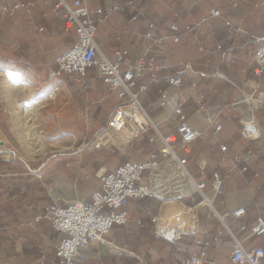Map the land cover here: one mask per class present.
I'll return each mask as SVG.
<instances>
[{"label":"crops","instance_id":"obj_1","mask_svg":"<svg viewBox=\"0 0 264 264\" xmlns=\"http://www.w3.org/2000/svg\"><path fill=\"white\" fill-rule=\"evenodd\" d=\"M2 1L11 10L4 16L12 20V25L4 29L0 26V264H59L56 250L61 236L49 221L36 222L42 209L89 200L99 190L103 176L130 161L144 160L158 146L149 144L148 136L127 146L94 143L106 130L119 99L91 70L87 90L77 82L76 75L58 80L61 89L56 88L58 93L53 95V121L63 114L56 120L58 150L37 169H31L15 147L16 105L46 85L57 57L70 49L61 45L68 33L63 17L50 9L41 10L45 9L42 3ZM131 1L132 5L123 4L106 22L98 24L100 53L113 61L116 52L126 51L125 64L131 66L150 45L145 39L148 21L156 24L160 36L168 35L172 26L180 28L178 44L170 41L151 47L148 57L155 58L162 69L160 81L150 84L145 72L135 91L140 92L146 112L166 135L174 132L179 122L172 108L164 111L159 107V91L169 92L172 106L183 104L188 125L202 133L192 146L189 173L206 184L207 198L217 212L244 208L246 216L232 221L230 229L247 248H264V236L249 237L240 230L242 225L252 226L258 218H264V152L258 153L264 148V74H256L255 60V51L264 44V0ZM110 2L85 0L94 9H105ZM17 3L31 6V13L24 8L13 10ZM213 10L221 15L212 17ZM134 16L139 19L131 21ZM40 23L45 27L39 28ZM197 24V31H185L186 26ZM73 35L71 44L77 42L75 31ZM6 74L9 79H3ZM175 74L183 77L180 89L172 88L167 80ZM144 85L149 87L143 90ZM251 95L256 107L245 102ZM214 120L222 126L218 134L212 125ZM248 123L261 132V139L244 135ZM222 146L227 147L226 153L221 151ZM5 152L12 157L4 156ZM235 156L247 160L248 171L233 167ZM173 169L168 164L145 175L144 183L152 188L154 197L131 200L126 207L128 223L114 227L103 243L88 248L82 264H178L180 258L198 256L206 241H211V247L205 264H232L231 236L220 234L222 225L202 204L203 197ZM216 170L225 176L220 195L212 190ZM194 206L196 232L176 243L157 233L156 221Z\"/></svg>","mask_w":264,"mask_h":264},{"label":"built area","instance_id":"obj_2","mask_svg":"<svg viewBox=\"0 0 264 264\" xmlns=\"http://www.w3.org/2000/svg\"><path fill=\"white\" fill-rule=\"evenodd\" d=\"M131 0H111L105 9L90 8L85 0H58L52 12L59 14L64 12V30L75 31L77 42L64 54L57 57L55 68L50 72L46 84L60 80L64 76H77V82L85 90L88 89L87 80L89 71H96L102 82L111 92H116L119 103L103 133L97 137L99 146L108 144H120L127 146L139 138L148 136L149 144L158 146V150L151 152L144 160L130 161L118 166L112 172L101 178L99 190L94 192L89 200L72 202L64 207L48 205L36 217V222L47 220L54 231L60 234L61 241L57 247L56 255L59 264H82L86 261L85 252L92 245L101 244L114 227H122L128 223L126 207L131 200H144L154 197L152 188L144 183L148 172L156 171L164 165H172L194 188L196 194L203 197L202 204L207 205L218 218L222 225V232L231 236L233 246L230 254L232 264H264V248H247L244 241L237 238L230 229L232 221H239L246 216V210L239 208L224 213L217 212L207 198L206 184L197 182L189 173L187 166L192 154V146L201 138L200 131L192 129L187 123L183 104L172 106L171 97L167 90L159 91V107L164 111L173 109L178 117V126L174 132L163 134L154 120L146 112L140 92L135 87L144 78V73L149 74L150 84L160 81L161 68L156 59L148 57L152 46L164 45L168 42L178 44L181 38V30L178 26H172L170 33L165 36L156 34L157 26L154 22L147 23L145 39L150 42L144 56L133 65L125 64L127 52L118 51L115 60L104 57L96 42L98 24L106 22L115 12L121 10L123 4L132 5ZM237 6V5H236ZM26 9L31 13V6L15 4L13 10ZM1 14L10 13V8H2ZM212 17H219L221 12L213 10ZM138 16L131 21H137ZM200 25L186 26L185 31H197ZM257 63L256 74H264V44L255 51ZM189 69V66H185ZM185 68V69H186ZM170 86L180 89L184 86L183 77L180 74L168 76ZM149 86L144 85L143 90ZM254 95L245 99V102L254 104ZM214 131L218 134L222 126L217 120L212 121ZM111 135L115 140L111 139ZM244 135L257 140L262 138L261 132L252 124L244 125ZM221 151L226 153L227 147L222 146ZM264 148L258 151L263 153ZM225 161V159H223ZM233 167L248 171L247 160L235 156ZM257 176V175H256ZM225 176L216 170L212 174V190L217 195L222 194ZM200 205V204H199ZM198 229L196 206L183 207L168 218L156 221L157 233L165 240L176 243L181 238ZM241 232L249 237L264 236V218L260 217L252 226L242 225ZM211 241L201 244L198 256L184 257L178 260V264H205Z\"/></svg>","mask_w":264,"mask_h":264},{"label":"rangeland","instance_id":"obj_3","mask_svg":"<svg viewBox=\"0 0 264 264\" xmlns=\"http://www.w3.org/2000/svg\"><path fill=\"white\" fill-rule=\"evenodd\" d=\"M21 1L25 2L26 4L31 3L28 2V0ZM67 1L70 2L72 0ZM32 2H37L36 4L38 6L39 3H42V7H44L45 9L41 10L47 12L49 11L48 9L52 11L54 5L58 3V0H32ZM4 7V1L0 2V8L2 9ZM59 14V16H62L64 19V12L62 10L59 11ZM35 20L38 21L37 17L35 18ZM11 25L12 20L6 16H3L0 10V26L4 29L9 28ZM41 26L44 25L40 23L38 27L41 28ZM67 33L68 35L64 36L61 39L62 49L65 50L71 48L74 44V42L71 44V40L74 36L73 31H69ZM2 49L3 46H0V52ZM6 78L9 79L10 76L6 74L3 79ZM64 78L65 80H68L67 77ZM60 84L61 83L58 81L43 85V87H40L38 89L37 93H34L29 98H26L23 104L16 105L17 114L15 116L14 126L16 128V134L18 137V141L15 142V147L18 151L17 155L28 160V164L33 170L37 169V167L45 163V161L49 159L56 150H58V147H56L58 146V143L56 142L58 132L56 130V120L59 117H63V114H61L60 116H56L55 122L53 121V95L55 92L58 93V91H56V88L61 89ZM12 85H14V88L17 87V85L14 83H12ZM55 100H57V98ZM64 102V99L61 98V107L64 106ZM63 138L64 136L61 134L60 139ZM94 143L101 144L102 142H99L96 137ZM3 155L11 156L10 153L6 152ZM173 171L175 170L173 169ZM175 173L180 177V180H184V183L188 185L187 179H185L179 172L176 171ZM187 189L186 191L182 190L183 195L188 192Z\"/></svg>","mask_w":264,"mask_h":264},{"label":"bare ground","instance_id":"obj_4","mask_svg":"<svg viewBox=\"0 0 264 264\" xmlns=\"http://www.w3.org/2000/svg\"><path fill=\"white\" fill-rule=\"evenodd\" d=\"M111 139H112V140H115V137H114L113 135H111Z\"/></svg>","mask_w":264,"mask_h":264}]
</instances>
